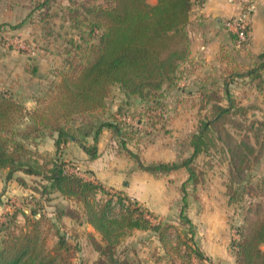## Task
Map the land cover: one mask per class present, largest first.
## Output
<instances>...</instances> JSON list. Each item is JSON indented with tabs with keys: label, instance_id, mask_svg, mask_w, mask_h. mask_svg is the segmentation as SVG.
Instances as JSON below:
<instances>
[{
	"label": "rangeland",
	"instance_id": "rangeland-1",
	"mask_svg": "<svg viewBox=\"0 0 264 264\" xmlns=\"http://www.w3.org/2000/svg\"><path fill=\"white\" fill-rule=\"evenodd\" d=\"M41 1L0 0V90L9 91L28 107H34L36 102L29 104L26 97L32 96L36 100L46 94L61 79V71H68L85 61L87 47L97 41L96 33L102 31L98 27L91 29L88 19L79 27L65 19L66 6L71 4L69 0H51L48 6L39 8ZM106 1L76 0V5H80V18L86 16L82 4L89 7ZM228 18L223 20L226 32L221 36L218 49L212 50V56L205 58L204 52L196 50L195 53L190 48L189 56L182 61L173 80L165 83L155 96L145 98L129 94L120 84H112L106 93L105 107L76 114L63 122L77 135L90 130V136L93 132L85 126L86 121L117 122L124 138L110 127H106L107 133L101 135V146L114 155L100 159L94 166L93 175L89 165L82 163L83 158L76 154L73 160L76 164L68 165L79 166L80 170L69 172L86 179L94 178L97 182L102 173L118 176L119 181L124 179L118 189L112 190L130 196L139 204L147 203L148 199L153 201L152 211L143 202L140 205L154 222L161 220L164 223L161 227H167L174 245L168 244V251H165L154 230H134L116 245L115 255L119 258L135 264H165L172 257H177L180 263L189 257L196 264L213 261L209 255L207 259L199 257L197 251H202L205 255L209 252L218 261L214 262L216 264H221V257L233 260L235 264L236 241L252 214L250 207L256 206L257 202L264 204V52L251 51L248 41L240 42L237 35L228 31L225 25ZM21 21H24L23 25L11 26ZM185 29L188 33L193 26L189 24ZM189 35L191 45H197L196 35ZM64 59L74 64L66 66ZM251 69L254 72L250 73ZM229 95L234 104L229 111L217 116L219 106L229 105ZM76 126L84 129L79 133ZM105 135L109 140L103 138ZM195 139L200 151L192 163L198 178L188 180L187 168L181 167L170 173L150 175L146 182L134 181V189L125 192L124 188L132 184L133 174L141 168L122 140L145 163H150L182 161L194 152ZM41 142L39 139L33 146L38 150L33 159L41 164L47 162L50 169L57 153L49 151L50 145L46 143L44 150L39 149ZM5 176L6 171L1 169L0 223L14 217L19 231L27 227L28 219L33 217L31 209L44 210L61 231L67 232V239L73 243L71 264H98L95 261L101 252L93 242L94 238L101 242V235L88 230L82 223L83 218L77 219L79 210L70 211L75 216V220H71L65 213L66 207L71 205L68 200L61 196L52 200L50 193L42 195L38 190L43 188L42 181H47L40 175L27 176V191H21L22 186L12 189L13 184L8 185ZM107 196L101 191L96 194L98 200ZM165 198L169 208L161 214L157 208ZM183 208L191 222L181 216ZM59 210L64 212L60 220L55 217ZM48 226L46 221L43 230L47 233V244L53 246L59 236ZM4 233L0 225V246ZM261 248L264 251V242Z\"/></svg>",
	"mask_w": 264,
	"mask_h": 264
},
{
	"label": "trees",
	"instance_id": "trees-1",
	"mask_svg": "<svg viewBox=\"0 0 264 264\" xmlns=\"http://www.w3.org/2000/svg\"><path fill=\"white\" fill-rule=\"evenodd\" d=\"M50 1L42 0L39 8L48 6ZM69 1L71 4L66 6L65 19L72 21L76 27L88 19L91 29L98 27L102 31L96 33L97 41L87 47L85 61H80L68 71H61V79L46 94L36 98L34 107L16 100L9 91L0 90V170L6 171V180L12 179L18 171L40 175L47 181L42 182L43 188L38 190L42 195L50 193L54 200L57 197L54 194L59 193L71 199L77 206L66 207L65 213L75 218L71 213L79 210L77 219L85 218L101 235V242L95 238L93 242L101 252L95 263L135 264L117 257L116 245L136 229H151L156 232L164 250L168 251V244L172 246L173 243L167 227H161L164 223L161 220L154 222L145 214L146 209L130 196L117 190L109 191L100 182L64 170L66 165L76 164L73 154L66 155L68 152L63 147L66 142L75 139L89 159H94L100 155L98 142L103 130L110 127L124 138L122 128L114 120L98 123L88 120L84 124L92 129L94 143L86 144L84 138L90 130L77 135L63 122H68L76 114L105 107L106 93L112 84H120L129 94L149 98V95L155 96L165 83H170L190 53V32L187 33L185 28L191 20L194 0H157L156 3L148 0H107L104 4L93 3L89 7L82 4L86 16L81 18L80 5H76V0ZM23 24L24 21H21L11 26L17 28ZM64 61L66 66L74 64L67 59ZM228 99L229 105L219 106L217 116L229 111L234 104L230 95ZM75 129L80 133L84 128L76 126ZM45 136L54 138L57 147V156L50 169L47 162L41 164L33 159L38 153L33 146ZM122 142L142 170L160 174L186 167L188 180L198 178L192 163L200 151L196 139L193 141L194 152L182 161L150 163H145L138 153L127 147L125 140ZM98 191L108 196L98 200ZM184 200L186 205V197ZM250 208L252 214L243 225L240 239L236 241V264H264V251L261 248L264 242V204L257 202L256 206ZM31 211L33 217L28 219L27 227L19 231L16 230L14 217L0 223L1 230L5 231L0 246V264H71L74 256L71 249L74 246L67 239V232L61 231L48 212ZM62 213L59 210L55 217L60 220ZM181 216L191 222L184 208ZM46 221L48 227H53L59 236L53 246L47 244V233L43 230ZM197 254L207 259L202 251H197ZM165 264L196 263L190 257L182 263L177 261V257H172ZM201 264L216 263L208 260Z\"/></svg>",
	"mask_w": 264,
	"mask_h": 264
},
{
	"label": "crops",
	"instance_id": "crops-1",
	"mask_svg": "<svg viewBox=\"0 0 264 264\" xmlns=\"http://www.w3.org/2000/svg\"><path fill=\"white\" fill-rule=\"evenodd\" d=\"M242 12L243 11H242L241 5L231 0H194L191 11H190L191 20L189 23L193 26V30L192 31L189 30V32L191 35L194 33L197 39H199V42L195 46L191 45L192 52L196 53V50H199L198 51L199 53L204 52L202 56H204L205 58L207 56H212V50L214 48L218 49L221 43V40H220L221 36H223V34L226 32V28L224 27L223 20L227 17L241 14ZM248 21H249V28H250L249 31L250 32H249V38L247 40L248 41L247 46L253 52H256V53L264 52V0H254V8L248 16ZM197 23L201 24V27H198ZM26 99L29 100L28 101L29 104L30 103L33 104L36 102L35 97H32V96L26 97ZM107 130L108 129H104L102 133H107L106 132ZM103 138L106 140L107 139L109 140V137H107V135L103 136ZM110 138L112 139V136H110ZM85 139L86 140L84 142L86 143L87 141V144L94 143L93 135L90 136V133L86 135ZM41 140L42 142L40 144L39 149L44 150L43 147H45L44 144L46 143L47 145H50V147H48L49 151L53 152L54 154L57 153V147L55 145L54 138L47 136ZM101 141L102 140L100 136V139L98 142L100 155L94 159H89L87 152H85V150L81 147L79 142H77L75 139L72 141L66 142V144L63 147L68 152L66 153V155L68 156L72 154L74 156H77L76 154H79L80 157L83 158L82 163H85L87 166L89 165V170L93 172V175H94V170L96 171V168H94L95 164H97L100 159H103V158L108 159L110 156L114 155L111 150L105 149V147L101 146ZM74 144H78V145L75 146ZM150 175H154V174L151 172L145 171V170L138 169V171L133 174V178L131 182L132 184L127 186L128 188L126 189L124 188L125 192L126 190L128 191L129 189L131 190L134 189V184H133L134 181L144 180L146 182L147 180H150ZM27 176H33V174H28L23 171H18L15 173L12 179L6 180V181L8 182V185L13 184L12 189H14V187L21 188L20 186H22L23 189H21V191L22 190L27 191V188L25 187ZM98 178H100L99 182L102 183L103 186H105L106 188H111V189L112 188L118 189L119 183L123 182L124 180L120 178L121 181H119L118 176L110 177L106 173H102V175H98ZM88 179L94 180V178H90V177ZM54 195H57L58 199H60V196H61L63 200L64 199L68 200L71 205H74V202L71 199L67 198L66 196L60 195L59 193H55ZM137 198L141 200L139 197ZM167 203H168V199L165 198L161 207L157 208V211L163 214L167 210V208H169ZM143 204L150 209L154 205V202L151 200L149 201L148 199L147 203L143 202ZM7 208L6 210H8ZM155 214L159 216L158 218L161 217V215H159L158 213H155ZM67 216L70 217L71 220L72 219L75 220V218L69 215ZM82 223L86 225V228L88 230H91L92 232H95V234L99 235V232L96 230V228L90 222H88L85 218H83ZM134 232H147V231L144 229H136ZM139 234H142V233H139ZM155 236L158 238L157 235ZM206 255L207 256L209 255L214 262H218L214 257H212L209 254V252L206 253ZM221 258H222L221 264H234L232 259H231L232 261H228L227 259H224V257H221ZM217 264H220V263H217Z\"/></svg>",
	"mask_w": 264,
	"mask_h": 264
},
{
	"label": "built area",
	"instance_id": "built-area-1",
	"mask_svg": "<svg viewBox=\"0 0 264 264\" xmlns=\"http://www.w3.org/2000/svg\"><path fill=\"white\" fill-rule=\"evenodd\" d=\"M231 1L239 3L241 5L243 12L241 14L229 17L226 20L225 25L227 29L232 30L234 33H236L238 40L240 42L247 41L250 32L248 16L254 8V0H231ZM64 170L68 172L69 171L79 172L80 167L76 166L73 168L70 167L69 165H66L64 167ZM109 191H113V190L109 189Z\"/></svg>",
	"mask_w": 264,
	"mask_h": 264
}]
</instances>
